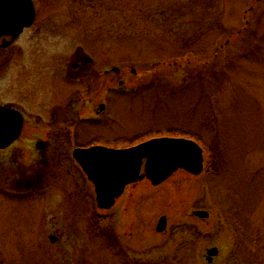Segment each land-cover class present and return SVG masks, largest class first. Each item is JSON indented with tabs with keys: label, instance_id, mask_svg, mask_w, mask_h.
Here are the masks:
<instances>
[{
	"label": "rangeland",
	"instance_id": "374dc122",
	"mask_svg": "<svg viewBox=\"0 0 264 264\" xmlns=\"http://www.w3.org/2000/svg\"><path fill=\"white\" fill-rule=\"evenodd\" d=\"M33 1L38 48H51L55 65L81 46L136 71L137 89L109 99L101 140L191 138L203 170H177L154 188L144 179L104 211L85 173L79 184L70 175L77 203L38 206L35 217L0 210V264H264V0ZM66 218V235L44 241Z\"/></svg>",
	"mask_w": 264,
	"mask_h": 264
},
{
	"label": "flooded vegetation",
	"instance_id": "af4514ba",
	"mask_svg": "<svg viewBox=\"0 0 264 264\" xmlns=\"http://www.w3.org/2000/svg\"><path fill=\"white\" fill-rule=\"evenodd\" d=\"M33 7L34 18L29 25L21 28L17 34H0V210L15 214L28 212L31 215L35 214L38 206L43 212L44 208H57V205L64 203L68 207L70 201L71 204L78 202L69 193L67 179L71 175L74 182L79 184L81 172L91 180L76 153L96 147L123 150L164 137L151 135L142 141H138V138L123 143L122 146L101 140V136L95 133L110 127L109 99L115 93L137 89L136 83L128 78L129 75H136V71L107 63L111 56L108 54L102 64L93 52L84 51L81 46L63 53L65 61L56 66V57L51 48H38V8L35 1ZM150 73L145 71L144 75L148 77ZM60 83L64 86H59ZM149 86H152L150 81L144 88ZM83 160L88 161L86 158ZM89 161L90 164H97L101 160L97 155L93 160L90 157ZM144 179L153 188L165 181L153 184L144 176L127 182L114 197L112 205L104 209L97 204V193L91 182L96 207L100 211L110 209ZM162 216L165 225L158 230L156 228ZM95 219L98 227L97 217ZM32 222L34 225V218ZM167 223V216L160 215L155 230L166 234ZM56 224L55 233H50L44 241L56 243L59 241L58 235L64 237L69 231L68 218ZM172 235L177 238V228ZM212 249L216 250L214 255L208 253ZM219 252L218 246L207 247L206 261L213 262Z\"/></svg>",
	"mask_w": 264,
	"mask_h": 264
},
{
	"label": "water",
	"instance_id": "95a60500",
	"mask_svg": "<svg viewBox=\"0 0 264 264\" xmlns=\"http://www.w3.org/2000/svg\"><path fill=\"white\" fill-rule=\"evenodd\" d=\"M32 0H0V34L15 33L29 25L34 18ZM100 158L97 164L92 160ZM88 178L93 181L99 207L109 208L127 182H134L144 175L153 184H158L176 169L197 175L203 169L202 148L193 140L182 137H161L148 140L128 149L109 150L100 147L76 153ZM88 159L85 162L83 159ZM142 160L144 174H139ZM120 177V178H119ZM195 217L206 218L208 213L201 210L193 212ZM165 218L161 217L156 229L162 230ZM215 254L216 250L208 251Z\"/></svg>",
	"mask_w": 264,
	"mask_h": 264
}]
</instances>
